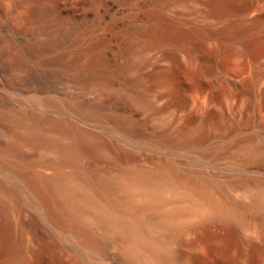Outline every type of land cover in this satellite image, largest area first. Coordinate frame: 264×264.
<instances>
[{
	"label": "bare ground",
	"instance_id": "bare-ground-1",
	"mask_svg": "<svg viewBox=\"0 0 264 264\" xmlns=\"http://www.w3.org/2000/svg\"><path fill=\"white\" fill-rule=\"evenodd\" d=\"M242 1L32 0L0 24V264H264V182L247 179L264 144L204 130L264 44V0ZM249 74L264 87V51Z\"/></svg>",
	"mask_w": 264,
	"mask_h": 264
},
{
	"label": "rangeland",
	"instance_id": "rangeland-1",
	"mask_svg": "<svg viewBox=\"0 0 264 264\" xmlns=\"http://www.w3.org/2000/svg\"><path fill=\"white\" fill-rule=\"evenodd\" d=\"M21 1L24 2L21 9L14 10L12 8L13 0H0V24L6 22L11 13L24 12L32 2V0ZM245 3V1L238 0L235 4L237 6H242L245 5ZM78 6L80 10L82 6L81 3ZM263 51L264 44L258 36V40L255 39L249 44V52L244 57L238 58L239 60H236L237 63L230 65L232 71L235 69L234 71H237L242 75L244 74V78L240 83L241 85L237 86L235 97L232 100V106L234 107L235 113L232 111H226L224 107H219L218 111L221 112L219 117L205 123L204 125V130L208 135L206 145L218 141L222 136H229L231 139L253 142L254 145H258V143L261 142L264 144V124L261 121L264 116V87L259 84L256 86L249 74L251 65L256 60L258 63V57L262 55ZM229 113L233 114L234 117L230 116ZM199 122L202 123L201 120L192 119L188 124H190V126H196ZM181 155L182 156L180 157L184 158L183 163H186L185 158L187 155L184 153H181ZM165 158L170 160L169 156H165ZM241 159L242 153L239 149L233 148V146L228 144L224 155L218 160V165L224 168L223 173L229 178V176L238 172L235 167H237V163L241 161ZM184 165L185 164H181L182 167H184ZM251 165L252 166L247 173V179L251 182H256L258 186V180L264 182V168H261L259 165L258 167L255 166V163ZM230 196L237 199H245L238 192H233L231 190ZM198 238L209 246L210 252H217L221 244H224V246L230 251V254L232 253V257L236 258L239 256L240 258V256L243 255V247L241 245L242 238L240 236L238 237L231 228L221 230V232L220 230L203 228V230L199 232ZM219 242L222 243L220 244ZM212 257V255L204 254V258L208 264H212Z\"/></svg>",
	"mask_w": 264,
	"mask_h": 264
}]
</instances>
